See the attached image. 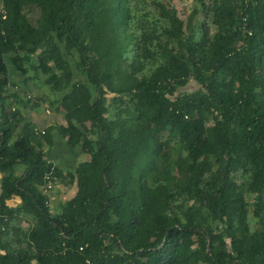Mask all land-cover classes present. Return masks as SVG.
<instances>
[{"label": "trees", "instance_id": "1", "mask_svg": "<svg viewBox=\"0 0 264 264\" xmlns=\"http://www.w3.org/2000/svg\"><path fill=\"white\" fill-rule=\"evenodd\" d=\"M133 1L0 0V264H264V0Z\"/></svg>", "mask_w": 264, "mask_h": 264}, {"label": "crops", "instance_id": "2", "mask_svg": "<svg viewBox=\"0 0 264 264\" xmlns=\"http://www.w3.org/2000/svg\"><path fill=\"white\" fill-rule=\"evenodd\" d=\"M8 73L10 77L16 80V86L18 88H22V83L20 82V78L18 77V72L10 66L8 69ZM38 89L40 93L38 92ZM43 89V86H39V88L33 91V94H35V92H37L38 94H42ZM24 116L33 123L37 131H45L53 125L64 124L65 122L62 116L53 114L51 111L45 108L44 104L41 105L37 110L26 111L24 113ZM51 134L52 145L43 147L44 157L55 168L61 170L63 174L72 170L80 162L87 159L86 155L82 152L81 149H71L66 144V139L62 138L56 130H53ZM65 184L62 180L57 181L53 189L50 190L51 192L49 193L50 198L48 205L50 211L54 215H57L60 212L61 203L71 199L76 192L75 183H73L70 187L65 186ZM18 203L19 201L16 198L7 201V204L11 207L16 206Z\"/></svg>", "mask_w": 264, "mask_h": 264}, {"label": "rangeland", "instance_id": "3", "mask_svg": "<svg viewBox=\"0 0 264 264\" xmlns=\"http://www.w3.org/2000/svg\"><path fill=\"white\" fill-rule=\"evenodd\" d=\"M137 1H140V0H137ZM145 1L149 2L150 0H145ZM160 1L169 2L172 6H174V8L177 11V15L181 19H185L186 18L187 14L189 13V11L191 10V8L193 6V0H160ZM134 3H135V0L133 1V3L131 5H133ZM140 6H141V4L138 5V7H133L132 10L135 11V12L138 11V13H140V11H139ZM31 16H33L35 18L36 17V13L32 14ZM199 19H201V17H199ZM207 29H208V32L210 34H212L214 32V29L211 26L210 27L207 26ZM75 79L80 81L82 79V77L77 75V77ZM192 85L193 84L191 83L190 87H192ZM43 88L44 89H43L42 93L47 92L46 88L45 87H43ZM38 92L40 93L39 89H38ZM35 94H31V95L32 96H34V95L38 96L39 95L37 92H35ZM20 225H21L22 228H27L28 223L22 222Z\"/></svg>", "mask_w": 264, "mask_h": 264}, {"label": "built area", "instance_id": "4", "mask_svg": "<svg viewBox=\"0 0 264 264\" xmlns=\"http://www.w3.org/2000/svg\"><path fill=\"white\" fill-rule=\"evenodd\" d=\"M0 11L3 13V9H2V6L0 4ZM43 133V131H41ZM46 180H47V183H46V190L47 191H50L53 187V182L52 180L50 179L49 175L46 177Z\"/></svg>", "mask_w": 264, "mask_h": 264}]
</instances>
